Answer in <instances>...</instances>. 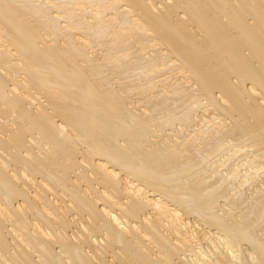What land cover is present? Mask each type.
<instances>
[{"label":"bare ground","instance_id":"bare-ground-1","mask_svg":"<svg viewBox=\"0 0 264 264\" xmlns=\"http://www.w3.org/2000/svg\"><path fill=\"white\" fill-rule=\"evenodd\" d=\"M0 264H264V0H0Z\"/></svg>","mask_w":264,"mask_h":264},{"label":"rangeland","instance_id":"rangeland-1","mask_svg":"<svg viewBox=\"0 0 264 264\" xmlns=\"http://www.w3.org/2000/svg\"><path fill=\"white\" fill-rule=\"evenodd\" d=\"M244 171H245V170H243V172H244ZM189 180H190V179H189ZM189 180L184 179V181L187 182V183L189 182ZM191 180H192V178H191ZM191 180H190V181H191ZM221 189H222L223 191L225 190V191H224L225 193L227 192V191H226V188L224 187V188H220V189H218V192H214V193L212 194V196H211V197L216 201V203L219 201V204H220V205L224 204V203H225V200H226V198L224 197L225 194L223 195L224 192H223V191L221 192ZM218 193H221L223 196H222L221 194H218ZM219 195H221V196H220L221 198H219ZM222 198H224V199H222ZM209 199H210V197H209ZM219 199H220V200H219ZM207 200H208V199H207ZM207 200H206V201H207ZM206 201H205V202H206ZM222 201H223L224 203H223ZM220 202H221V203H220ZM227 204H230V203H229V202L225 203L226 206H227ZM230 205H231V204H230ZM214 208H215V209H214ZM214 208H213V210H215L214 213L219 214V215H224V211H223L222 207H219L218 204H216V205L214 206ZM220 210H221V211H220ZM192 219H193L194 221L198 222V223H202V222H200V219H199V217H197V216H195V217L193 216ZM197 220H198V221H197ZM230 222H231V221H230ZM250 229H251V230H250ZM249 230H250V231H249ZM256 230H257V231L259 230L257 234H259V233L261 232V231H260V227H258V229L255 228V233H256ZM251 232H253V234L256 235V236L252 235ZM249 233H250V236H251V237H252V236L257 237V234L254 233L252 227H250V228L248 229V237H249ZM252 238H253V237H252ZM244 246H247V245H244Z\"/></svg>","mask_w":264,"mask_h":264}]
</instances>
